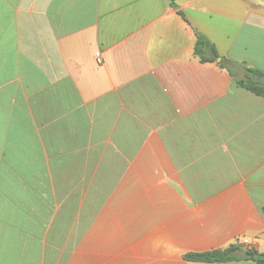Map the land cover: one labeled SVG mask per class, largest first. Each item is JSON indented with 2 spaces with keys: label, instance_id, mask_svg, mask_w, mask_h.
Returning a JSON list of instances; mask_svg holds the SVG:
<instances>
[{
  "label": "crops",
  "instance_id": "0c3cea01",
  "mask_svg": "<svg viewBox=\"0 0 264 264\" xmlns=\"http://www.w3.org/2000/svg\"><path fill=\"white\" fill-rule=\"evenodd\" d=\"M246 67L264 0H0V264H256L184 258L264 252Z\"/></svg>",
  "mask_w": 264,
  "mask_h": 264
},
{
  "label": "trees",
  "instance_id": "16d2710c",
  "mask_svg": "<svg viewBox=\"0 0 264 264\" xmlns=\"http://www.w3.org/2000/svg\"><path fill=\"white\" fill-rule=\"evenodd\" d=\"M196 43L194 53L203 62H217L220 67L226 68L233 75L232 67L237 63L233 60L222 58L216 46L201 32H196ZM239 86L246 88L258 96L264 97V70L259 68L246 67L244 78L237 81ZM264 210V207H263ZM242 251V247L238 244H231L224 249H213L203 252H188L184 254V258L189 261L198 262H230L240 260H252L256 264H264V252L256 249L244 250L243 256H239L237 252Z\"/></svg>",
  "mask_w": 264,
  "mask_h": 264
},
{
  "label": "built area",
  "instance_id": "2783aa9c",
  "mask_svg": "<svg viewBox=\"0 0 264 264\" xmlns=\"http://www.w3.org/2000/svg\"><path fill=\"white\" fill-rule=\"evenodd\" d=\"M96 56L99 57L100 56V52H96ZM98 61H100V59H98Z\"/></svg>",
  "mask_w": 264,
  "mask_h": 264
},
{
  "label": "water",
  "instance_id": "95a60500",
  "mask_svg": "<svg viewBox=\"0 0 264 264\" xmlns=\"http://www.w3.org/2000/svg\"><path fill=\"white\" fill-rule=\"evenodd\" d=\"M217 60L220 61L221 60V57H219Z\"/></svg>",
  "mask_w": 264,
  "mask_h": 264
}]
</instances>
